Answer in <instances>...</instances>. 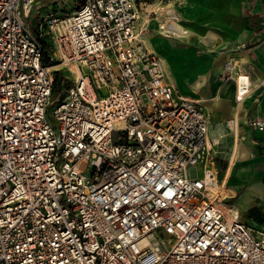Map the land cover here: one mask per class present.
I'll return each mask as SVG.
<instances>
[{"label":"built area","instance_id":"2783aa9c","mask_svg":"<svg viewBox=\"0 0 264 264\" xmlns=\"http://www.w3.org/2000/svg\"><path fill=\"white\" fill-rule=\"evenodd\" d=\"M36 1L0 0V264H264V230L221 189L209 113L147 48L156 12L83 0L29 25Z\"/></svg>","mask_w":264,"mask_h":264},{"label":"crops","instance_id":"0c3cea01","mask_svg":"<svg viewBox=\"0 0 264 264\" xmlns=\"http://www.w3.org/2000/svg\"><path fill=\"white\" fill-rule=\"evenodd\" d=\"M182 4L179 11L184 26H179L185 35L156 37L152 43L157 53L149 40L158 32L148 19L147 48L162 58L176 90L201 101L209 113L208 137L216 152L219 178L227 175L231 197L241 190L237 213L252 202L264 206V129H253L247 122L253 117L264 121V54L258 45L264 30V0H182ZM146 18L143 11L142 20ZM240 69L251 85L243 101L236 102L231 78ZM224 72L229 78L222 80Z\"/></svg>","mask_w":264,"mask_h":264},{"label":"rangeland","instance_id":"374dc122","mask_svg":"<svg viewBox=\"0 0 264 264\" xmlns=\"http://www.w3.org/2000/svg\"><path fill=\"white\" fill-rule=\"evenodd\" d=\"M83 0H37L34 4L30 19L27 20V23L29 25L36 24L37 21H41L42 17L49 13H60L64 17H67L70 15V13L78 6ZM143 4L145 3L144 7L148 10L154 9L156 12L154 15H152L149 18V22L151 23V26L153 25V28L157 35H153L151 39L149 40L150 46L153 50L157 52V49L153 46V39L156 37H164L165 38H180V33L173 31L171 29H167L166 33L164 32L165 29H162L159 27L160 23H158V19L156 21V18H159V16L162 18L161 21L164 23L168 21V23H180V26H184V23L182 22V18L180 16L181 8L183 7L182 0H175L173 3H171L173 0H140ZM142 4V5H143ZM180 10V11H179ZM176 17L175 19H169V16L173 14ZM193 16L195 17V13L191 12ZM198 14V13H197ZM203 14V13H202ZM154 19V20H151ZM153 23V24H152ZM167 34V35H165ZM206 35V34H205ZM203 35V36H205ZM165 41V40H164ZM158 53V52H157ZM61 73L64 75L66 74V77L71 80V74H67L66 71L61 70ZM229 78V76L224 72L221 75V79L225 80ZM68 84L65 83L64 87L60 88L59 91L66 88ZM61 93H63L61 91ZM57 99H59L58 96H54L52 98L51 104H53ZM218 170V169H217ZM219 173L221 171H218ZM227 191V187L226 190ZM241 193V190L236 191V196L229 199V204L235 208L236 202L239 198V195ZM236 210V208H235ZM238 217L239 219L244 222L248 226H254L258 227L264 230V206L258 201V203L252 202L245 211L242 213L238 211ZM256 221V222H255Z\"/></svg>","mask_w":264,"mask_h":264},{"label":"bare ground","instance_id":"6f19581e","mask_svg":"<svg viewBox=\"0 0 264 264\" xmlns=\"http://www.w3.org/2000/svg\"><path fill=\"white\" fill-rule=\"evenodd\" d=\"M179 25H180V23H173L171 25H168L167 27L162 26V28L163 29L169 28V29H171L173 31H176V32L180 33L181 36H184L186 31H185V29L181 28ZM159 27H160V25H159ZM164 32H166V31H164ZM164 37H166V36H164ZM234 74L235 75H233V77L231 78V81H233L234 84H235V90H236V87H237L235 79L237 78L236 76H238V75L240 76L239 77L240 81L247 82L249 85H251L250 84L251 83L250 78L247 75H244V73H242V69H240V71L238 70V73H234ZM226 187H227V175L224 176L223 179H222L221 189L224 191V190H226ZM233 211L237 212L235 210V208H233Z\"/></svg>","mask_w":264,"mask_h":264},{"label":"trees","instance_id":"16d2710c","mask_svg":"<svg viewBox=\"0 0 264 264\" xmlns=\"http://www.w3.org/2000/svg\"><path fill=\"white\" fill-rule=\"evenodd\" d=\"M82 3V2H81ZM80 3V4H81ZM79 6V5H78ZM78 6H76V8L78 7ZM43 44H47V43H45V41H43ZM46 46V45H45ZM44 64L45 65H47V62H45L44 61ZM55 83H54V87H55V92H57V90H58V88H60V84H59V81H60V77H59V75L58 74H56V76H55ZM256 222V221H255ZM253 228H255V227H253Z\"/></svg>","mask_w":264,"mask_h":264}]
</instances>
